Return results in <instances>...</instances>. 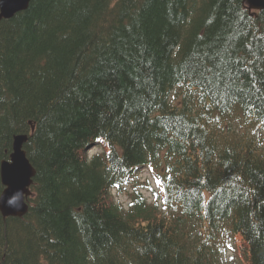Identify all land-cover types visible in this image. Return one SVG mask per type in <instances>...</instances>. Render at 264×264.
<instances>
[{"label": "trees", "instance_id": "obj_1", "mask_svg": "<svg viewBox=\"0 0 264 264\" xmlns=\"http://www.w3.org/2000/svg\"><path fill=\"white\" fill-rule=\"evenodd\" d=\"M21 133L32 194L0 213V264H264V9L31 0L0 19V162ZM145 164L161 205L114 202Z\"/></svg>", "mask_w": 264, "mask_h": 264}, {"label": "water", "instance_id": "obj_2", "mask_svg": "<svg viewBox=\"0 0 264 264\" xmlns=\"http://www.w3.org/2000/svg\"><path fill=\"white\" fill-rule=\"evenodd\" d=\"M29 0H0V18L11 17L15 12L26 8ZM249 8H264V0H245ZM24 135L14 137L12 152L9 160H2L0 163V180L4 189L5 201L7 197L16 191H22L24 197L29 194V185L35 174V169L26 157L25 150L22 148ZM2 189V190H3ZM0 211L3 216H21L26 213L27 206L24 200L17 208L8 207L6 202L0 201Z\"/></svg>", "mask_w": 264, "mask_h": 264}, {"label": "clouds", "instance_id": "obj_3", "mask_svg": "<svg viewBox=\"0 0 264 264\" xmlns=\"http://www.w3.org/2000/svg\"><path fill=\"white\" fill-rule=\"evenodd\" d=\"M24 199H25L24 193L22 191L18 190L16 192H14L12 195H10L9 197H7V199L5 201L4 189L0 190V201L6 202V205L8 207L18 209L21 206V201Z\"/></svg>", "mask_w": 264, "mask_h": 264}, {"label": "rangeland", "instance_id": "obj_4", "mask_svg": "<svg viewBox=\"0 0 264 264\" xmlns=\"http://www.w3.org/2000/svg\"><path fill=\"white\" fill-rule=\"evenodd\" d=\"M94 150H96V149H93V151ZM148 176V173L146 172V170H142L141 172H140V174L138 175V177L140 178V179H143V178H145V177H147ZM152 183H153V181H152ZM146 195L147 194H149V195H151L150 193H148V192H146L145 193ZM115 197H116V199L117 200H120V201H122L124 204H126L127 203V201H128V193L127 192H123V193H116L115 192ZM150 198V197H149ZM231 255V253H226V256L229 258V256ZM225 256V257H226Z\"/></svg>", "mask_w": 264, "mask_h": 264}, {"label": "bare ground", "instance_id": "obj_5", "mask_svg": "<svg viewBox=\"0 0 264 264\" xmlns=\"http://www.w3.org/2000/svg\"><path fill=\"white\" fill-rule=\"evenodd\" d=\"M27 139H28V135L26 133H24V142L23 143H25Z\"/></svg>", "mask_w": 264, "mask_h": 264}]
</instances>
